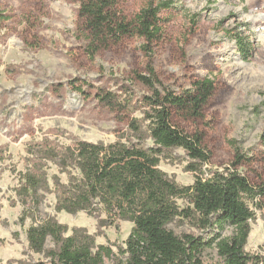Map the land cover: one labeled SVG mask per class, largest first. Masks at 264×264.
Returning <instances> with one entry per match:
<instances>
[{
  "label": "rangeland",
  "instance_id": "1",
  "mask_svg": "<svg viewBox=\"0 0 264 264\" xmlns=\"http://www.w3.org/2000/svg\"><path fill=\"white\" fill-rule=\"evenodd\" d=\"M150 0H120L123 14L132 19ZM154 2L166 0H153ZM80 0H0V264H33L42 256L28 250L23 208L15 194L19 173H25L41 148L69 146L74 141L112 144L129 134L130 121L142 118L139 99L147 91L132 79L144 67L142 40L125 38L90 60L87 36L78 20ZM162 33L153 49L159 81L175 93L190 89L203 78L214 93L201 118H175L188 135L199 134L210 156L203 176L222 171L235 151L251 159L240 172L254 187L264 183V0H174L162 11ZM249 51L242 59L236 41ZM96 88L114 94L124 106L102 107ZM124 141V139H123ZM151 147V141L146 142ZM31 149L33 156L28 154ZM188 158L180 149L165 152L159 169L180 186H190L195 174L185 172ZM48 183L53 177L67 183V175L47 162ZM180 207L184 201L178 200ZM55 195H45L39 216H54L69 228L85 229L97 245L118 253L133 225L98 228L96 218L83 213L54 211ZM254 219L245 252L264 259V196L251 205ZM101 218H104L101 216ZM176 235L200 233L180 221L168 225ZM213 233V232H212ZM216 233V231L214 232ZM233 229L220 232L229 238ZM46 247H52L50 239ZM205 264L220 262L215 248L204 252ZM105 264H115L105 260ZM264 264V261L261 263Z\"/></svg>",
  "mask_w": 264,
  "mask_h": 264
},
{
  "label": "trees",
  "instance_id": "2",
  "mask_svg": "<svg viewBox=\"0 0 264 264\" xmlns=\"http://www.w3.org/2000/svg\"><path fill=\"white\" fill-rule=\"evenodd\" d=\"M173 8L174 0H150L128 19L120 9V0H80L78 20L87 36L85 53L90 60L125 38L142 40L143 71L134 72L132 79L147 95L139 99L144 108L142 118L130 121L129 134L121 140L108 145L77 140L69 146H45L40 149L44 156L33 157L26 172L19 173L15 194L23 208L21 220L33 222L26 231L28 250L42 256L33 264H105V260L115 264H205L203 255L209 248L216 249L218 264L264 261L245 252L254 219L251 205L264 196V183L254 187L240 172L251 159L235 151L229 166L204 177L202 168L210 156L202 147L201 136L186 134L174 121L201 118L214 93L213 81L203 78L190 89L175 93L157 77L153 49L162 33L160 14ZM236 44L242 59L247 60L246 44L242 40ZM95 90L102 107L115 111L124 106L114 94ZM260 139L264 146V131ZM148 140L151 147L146 146ZM175 149L188 158L185 172L196 176L190 186H180L159 169L161 156ZM28 154L34 155L31 149ZM47 162L67 175V183L54 176L50 188ZM47 194L55 195L56 213H83L98 219V228L131 223L124 248L114 253L97 245L95 236L85 229L73 228L68 235V226L54 216H39ZM178 200L185 206L180 207ZM177 221L200 233L210 231V237L205 240L193 233L178 236L168 229ZM226 227L232 228L233 234L222 238L220 232ZM48 239L52 243L49 248Z\"/></svg>",
  "mask_w": 264,
  "mask_h": 264
}]
</instances>
